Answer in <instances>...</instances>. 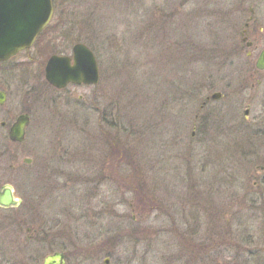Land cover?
<instances>
[{
    "label": "rangeland",
    "instance_id": "374dc122",
    "mask_svg": "<svg viewBox=\"0 0 264 264\" xmlns=\"http://www.w3.org/2000/svg\"><path fill=\"white\" fill-rule=\"evenodd\" d=\"M232 1L56 0L67 24L0 65V189L13 185L22 202L0 210V264H42L57 251L68 264H264V134L257 155L241 153L244 124L264 116L259 53L235 56L222 73L210 64L225 54L195 65L192 55L177 78L180 50H166L169 37L212 44L209 15ZM80 41L97 57L100 84L54 89L48 59ZM206 68L216 80L200 92ZM183 77L196 86L193 101L169 111ZM215 92L225 97L211 103L213 128L194 137L201 102ZM26 113V139L13 143L9 128Z\"/></svg>",
    "mask_w": 264,
    "mask_h": 264
},
{
    "label": "flooded vegetation",
    "instance_id": "af4514ba",
    "mask_svg": "<svg viewBox=\"0 0 264 264\" xmlns=\"http://www.w3.org/2000/svg\"><path fill=\"white\" fill-rule=\"evenodd\" d=\"M230 5L231 6L229 7L227 12H215L214 10V13L209 15L211 18H215L217 20L213 28V30L216 29L217 32L213 34V37L215 40H213L212 44L208 45V43L204 40L203 36L200 38L198 35L197 40L194 39V42H197V48H195V50L204 51V52H217L219 54H225V57L220 62H212L210 64L212 66H218L219 70H221V72L219 73H222L223 70L226 69V67L229 64L231 65L233 63L235 56H239L243 54L246 55V59L252 60L255 54L259 53V56L255 62V68H256L257 61L261 53L264 51V0H233ZM53 6H54V17L51 21L50 29L55 28L54 32H57L58 30H60L62 27H64L67 24V20H68L67 17L69 18V13L62 14L60 9L58 11L56 0H53ZM194 16L195 18H193V20L195 23L198 21L199 16L198 15H194ZM56 19H57V22H54ZM52 32L53 31H51V33ZM43 34H41L37 38L36 43L32 49H34L36 45H38V43L40 46L46 43V40L43 38ZM47 42L49 43L50 40L47 39ZM77 45H85V43L82 41L75 43L70 49L69 54H65V53H61L58 55L53 54L50 57L52 56L69 57L71 59V64L73 65L74 64L73 52H74V48ZM32 49L23 51L19 53V55L11 59L10 61L6 63H0V65H8L12 60L16 59L17 57L22 56L23 54L30 52ZM256 70L257 72H264V71L258 70L257 68ZM210 75L212 76V78L209 83H212V79L213 81L216 80L215 78L216 75L214 76L213 73H210ZM210 75L208 74V78L210 77ZM213 77L215 78V80ZM221 80H223V78L220 79V81ZM82 86L77 85V84H69L66 88L82 87ZM0 93L5 94V102L0 105V108H2L6 104L8 95H7V92L5 91H0ZM212 95L206 97L203 101H202L203 94L199 95V98L201 99L202 102L199 108V113L195 117L196 122L194 123V128H193L194 137L196 136V134L203 135L205 133H210V130L213 128L216 110L211 105V103L222 101V99L225 96L221 92V98L215 101L212 99ZM263 111L264 109L261 110V112ZM244 114H245V118L247 119L248 116L250 115V109L246 110ZM28 115L30 116V114ZM263 123H264V116L262 113L259 118L255 117L254 120L252 121L248 120L244 124V128L242 130L246 132L248 138L244 140L245 147L242 149L241 153L245 154V156L257 155L258 152L260 151L259 146H260V143H262L261 139L264 134V131L262 132L261 130V128H264ZM3 124H5V126H3ZM30 124H31V116H30ZM0 126L3 128H7L8 122L2 121L0 122ZM0 210L10 211L13 209L0 208ZM28 231L31 232V229H28ZM68 238L69 237L65 236L63 241L67 243ZM30 239H32V236L28 237L29 241ZM62 252L65 254L66 264H68L70 260V256L65 251H62ZM1 258L3 260L6 259L5 252L0 253V259ZM29 259L32 263H35L37 262L38 257L37 255H34L33 257L30 256ZM108 260L110 264L111 259L108 258Z\"/></svg>",
    "mask_w": 264,
    "mask_h": 264
},
{
    "label": "water",
    "instance_id": "95a60500",
    "mask_svg": "<svg viewBox=\"0 0 264 264\" xmlns=\"http://www.w3.org/2000/svg\"><path fill=\"white\" fill-rule=\"evenodd\" d=\"M53 13L52 0H0V61H8L19 52L30 49L36 38L50 24ZM73 53V65L69 57L50 58L46 67L47 81L58 89H64L71 83L97 85L100 81V72L93 52L85 45H77ZM256 67L264 71V51ZM220 98V93L212 96L213 100ZM4 102L5 94L0 93V104ZM29 124V115H21L17 118L9 133L10 140L23 143ZM24 162L31 163L28 159ZM20 205L21 201L15 198L13 187L3 186L0 190V207L10 209ZM43 264H66L65 255L56 252L47 256Z\"/></svg>",
    "mask_w": 264,
    "mask_h": 264
},
{
    "label": "trees",
    "instance_id": "16d2710c",
    "mask_svg": "<svg viewBox=\"0 0 264 264\" xmlns=\"http://www.w3.org/2000/svg\"><path fill=\"white\" fill-rule=\"evenodd\" d=\"M49 30V28L47 29ZM46 30V31H47ZM178 37H175V39L173 40V37H169L168 38V46L169 49H166L168 50V52L171 50L172 47H174L175 45L173 44H176L180 50L177 51L176 53H181V56H182V61H183V65H177L176 68L174 66V63H173V67L176 69V72H177V78L179 77V71L184 67L185 63H186V60L187 58H190V56L193 55L194 57V63L193 65H195V63L197 62L198 63H202V62H206V61H209L210 59V53L208 52H204V51H198V50H195V48H197V44L196 42H194V38H191L188 39V42L186 41H182L181 39H178ZM176 40V41H175ZM163 47H164V43H163ZM165 48V47H164ZM172 59V58H170ZM215 59V58H214ZM171 61V60H170ZM180 66V67H179ZM207 69H204L202 70L201 74H202V78L206 81H208V83H206L204 86H200L198 85V83H196L197 85V90H199L200 92H202V90L209 85H214L213 83V79H212V83H209L210 80H211V76L208 78V74H207ZM193 73V70L190 71V72H186V74L189 76V75H192ZM184 81H185V84L187 87H183L181 88V91H177L174 95H173V98H169L168 100V109L170 111V109L172 108L173 110H175V107L177 105V107L179 106H182L183 104H185L186 100H189L190 102V99H192V95L194 94V91H195V84H192L190 85L189 83V79L188 77H183ZM165 80L167 81V78L165 77ZM168 82H171L173 83L172 81H168ZM169 83H166V85L168 86ZM182 86V85H181ZM178 89L180 90V85H178ZM171 95V94H169ZM189 96V97H188ZM191 96V97H190ZM170 97V96H169ZM193 101V99H192ZM168 111V112H169ZM170 114V113H169ZM177 117V116H176ZM176 117H173L172 119H175ZM174 122V121H173ZM119 147V146H118ZM120 150V152H118L119 155H121L122 157L126 154V152L124 151L122 145L118 148ZM123 150V151H122ZM129 157V155L127 156Z\"/></svg>",
    "mask_w": 264,
    "mask_h": 264
}]
</instances>
